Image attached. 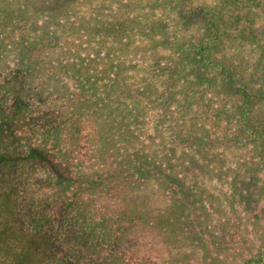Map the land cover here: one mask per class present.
I'll return each mask as SVG.
<instances>
[{
  "label": "trees",
  "instance_id": "trees-1",
  "mask_svg": "<svg viewBox=\"0 0 264 264\" xmlns=\"http://www.w3.org/2000/svg\"><path fill=\"white\" fill-rule=\"evenodd\" d=\"M134 231L264 264V0H0V264Z\"/></svg>",
  "mask_w": 264,
  "mask_h": 264
},
{
  "label": "rangeland",
  "instance_id": "rangeland-1",
  "mask_svg": "<svg viewBox=\"0 0 264 264\" xmlns=\"http://www.w3.org/2000/svg\"><path fill=\"white\" fill-rule=\"evenodd\" d=\"M96 205V206H95ZM95 207H99L100 210L104 208L95 203ZM90 207V209L92 208ZM92 213L90 211V218L92 221L97 218L96 215H101V211ZM96 211V210H95ZM96 241L98 242V247L112 250L114 246V240L110 236H108L107 232H104L101 228L97 230ZM120 250L122 252H130L133 253L131 258H127L129 260L120 261L118 264H163V260L166 257V251L159 241V239L150 232H142L137 231L133 232L130 238H125L124 242L120 244ZM131 250V251H130Z\"/></svg>",
  "mask_w": 264,
  "mask_h": 264
}]
</instances>
